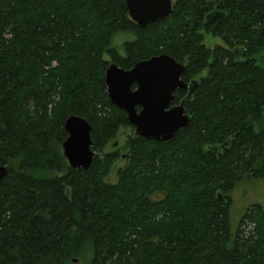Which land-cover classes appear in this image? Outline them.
<instances>
[{
  "label": "trees",
  "instance_id": "obj_1",
  "mask_svg": "<svg viewBox=\"0 0 264 264\" xmlns=\"http://www.w3.org/2000/svg\"><path fill=\"white\" fill-rule=\"evenodd\" d=\"M212 5L225 15L207 27ZM120 31L135 33L124 56ZM161 53L196 86L176 91L190 124L159 142L104 74ZM70 114L91 124L88 169L62 152ZM0 165V264H264V210L232 231L229 206L238 181L264 178V0H176L145 26L125 0H0Z\"/></svg>",
  "mask_w": 264,
  "mask_h": 264
},
{
  "label": "water",
  "instance_id": "obj_2",
  "mask_svg": "<svg viewBox=\"0 0 264 264\" xmlns=\"http://www.w3.org/2000/svg\"><path fill=\"white\" fill-rule=\"evenodd\" d=\"M132 21L140 26L150 24L168 15L173 9L172 0H125ZM218 17L210 14L205 26H209ZM185 64L171 55L161 53L137 61L130 68H122L115 62H109L104 74L107 95L111 104L122 109L134 132L146 139L168 141L181 128L190 124L191 118L186 112L184 101L193 92L196 81L182 79ZM189 89L185 99L171 105L177 90ZM66 138L61 148L71 168L88 169L93 161L91 124L76 114L66 117L64 124ZM118 144L115 141L112 146ZM6 169L0 165V178ZM72 258V261H76Z\"/></svg>",
  "mask_w": 264,
  "mask_h": 264
},
{
  "label": "rangeland",
  "instance_id": "obj_3",
  "mask_svg": "<svg viewBox=\"0 0 264 264\" xmlns=\"http://www.w3.org/2000/svg\"><path fill=\"white\" fill-rule=\"evenodd\" d=\"M135 39V33L131 31H120L116 33L111 39V46L116 49L118 54L121 56L125 55L124 43L128 41H133ZM204 43L208 47H213L216 43H221L220 39L215 38L211 35L205 34ZM110 60L109 58H107ZM129 131V130H128ZM122 133L119 136L118 144L114 147L121 145L125 139V133ZM107 150V149H106ZM124 153V152H123ZM122 161L117 165L123 164ZM115 171H111L109 174L110 178H113ZM230 198V227L234 231L237 227L238 221L242 214L249 208L251 205L257 204L264 210V178H245L238 181L229 193ZM76 258V261H72V264H81L83 260Z\"/></svg>",
  "mask_w": 264,
  "mask_h": 264
},
{
  "label": "flooded vegetation",
  "instance_id": "obj_4",
  "mask_svg": "<svg viewBox=\"0 0 264 264\" xmlns=\"http://www.w3.org/2000/svg\"><path fill=\"white\" fill-rule=\"evenodd\" d=\"M175 1L176 0H172V2H173V5H174V3H175ZM210 14H214V15H216V17H218V20H220L221 18H223L224 17V15H225V12L223 11V10H221V9H218V7L216 6V5H212L210 8H208V11L206 12V14L204 15V26H205V20H206V17L208 16V15H210ZM217 20V21H218ZM215 23H216V21H214ZM214 22L213 23H211L210 25H213L214 24ZM209 25V26H210ZM209 26H207V27H209ZM192 81H194V80H192ZM187 82V81H186ZM189 83V82H188ZM184 90H186V96H187V94H188V90L189 89H184ZM193 95V93H191V95H190V97ZM185 96V97H186ZM184 99V98H183ZM183 99H180L178 102H175V100H176V92H175V99L171 102V105H176V104H179ZM124 155V154H123ZM122 158H124V157H122Z\"/></svg>",
  "mask_w": 264,
  "mask_h": 264
}]
</instances>
